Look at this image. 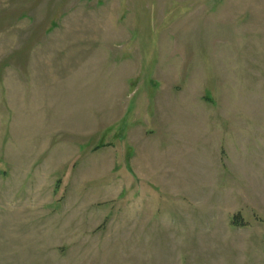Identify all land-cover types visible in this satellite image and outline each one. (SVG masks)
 Returning <instances> with one entry per match:
<instances>
[{
    "label": "rangeland",
    "instance_id": "374dc122",
    "mask_svg": "<svg viewBox=\"0 0 264 264\" xmlns=\"http://www.w3.org/2000/svg\"><path fill=\"white\" fill-rule=\"evenodd\" d=\"M0 264H264V0H0Z\"/></svg>",
    "mask_w": 264,
    "mask_h": 264
}]
</instances>
